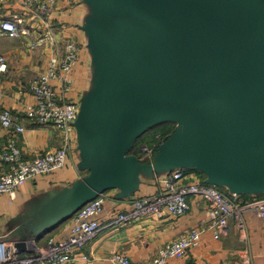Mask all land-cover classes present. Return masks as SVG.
Here are the masks:
<instances>
[{
	"label": "water",
	"instance_id": "1",
	"mask_svg": "<svg viewBox=\"0 0 264 264\" xmlns=\"http://www.w3.org/2000/svg\"><path fill=\"white\" fill-rule=\"evenodd\" d=\"M86 2L95 82L74 126L88 172L34 214L37 230L153 172L190 168L231 193H264V0ZM164 122L174 128L139 160L136 139Z\"/></svg>",
	"mask_w": 264,
	"mask_h": 264
},
{
	"label": "crops",
	"instance_id": "2",
	"mask_svg": "<svg viewBox=\"0 0 264 264\" xmlns=\"http://www.w3.org/2000/svg\"><path fill=\"white\" fill-rule=\"evenodd\" d=\"M0 14L19 17L26 29L18 36L0 35V54L7 58V71L0 77V112L9 111L14 121L24 128L15 132L0 125V148L14 138L22 157L29 160L61 144L60 136L52 128L26 118L24 106L34 101L29 89L31 80L47 68L53 54L61 56L67 41L76 42L79 52L71 73L73 84L65 93V99L79 101L94 86L92 52L84 29L92 8L86 0H56L48 15L40 17L26 12L19 0H6L0 6ZM7 168L8 164L0 161V174ZM184 171L192 174L196 181L205 183L202 173L190 168ZM87 172L82 167L78 150L73 148L62 168L27 178L16 190L14 199L10 200L8 194L1 193L0 237L14 246L23 242L24 249L17 250L20 256L34 253L35 248L43 246L50 236L65 237L70 218L42 232L37 230L33 216L43 209L53 193L80 180ZM164 174L140 175L128 196L116 188L102 193L105 203L98 216L100 228L67 264H114L109 258L114 252L125 254L133 264H150L160 246L177 239L192 227L202 231L199 245L183 257L169 259L166 264H264L263 218L253 212H244L239 218L231 217L219 236L214 238L207 202L192 194L188 196L189 210L182 216H144L116 226L110 223L115 212L129 208L132 198L160 191L159 179ZM81 254L87 259H80Z\"/></svg>",
	"mask_w": 264,
	"mask_h": 264
},
{
	"label": "built area",
	"instance_id": "3",
	"mask_svg": "<svg viewBox=\"0 0 264 264\" xmlns=\"http://www.w3.org/2000/svg\"><path fill=\"white\" fill-rule=\"evenodd\" d=\"M6 0H0V6ZM26 12L43 17L53 9L56 0H19ZM26 29L17 16L5 17L0 14V35L18 36ZM79 46L74 41L64 44L61 56L52 55L47 68L34 77L29 89L34 101L24 106L26 118L33 123L47 125L61 138L60 146L46 150L34 158L26 160L14 138L0 148V161L8 168L0 174V194L6 193L14 199L18 187L29 177L49 174L64 166L68 153L77 146L74 122L79 111V101L65 99L73 84L72 70L78 59ZM7 71V58L0 54V77ZM57 83V84H56ZM0 125L10 127L15 132L23 131L9 111L0 112ZM165 137V136H164ZM160 132H155L149 142L139 145V150L148 161L152 159L155 146L163 140ZM185 169H174L160 177V191L146 196L134 197L128 209L112 215L111 224H125L144 216H182L189 210L188 196L194 195L207 202V212L213 236L217 238L226 227L229 218H239L244 212H253L264 219V197H253L241 201L237 194L223 192L218 186L196 181ZM105 196L99 194L85 203L70 218L68 234L62 238L50 236L45 244L36 247L34 253L18 255L15 246L0 237V264H67L74 259L82 247L97 234L100 224L98 216L104 209ZM201 229L192 227L177 239L160 246L150 264H166L171 258L185 256L199 245ZM79 258L86 260L85 254ZM114 264H133L128 256L112 253L109 256Z\"/></svg>",
	"mask_w": 264,
	"mask_h": 264
},
{
	"label": "trees",
	"instance_id": "4",
	"mask_svg": "<svg viewBox=\"0 0 264 264\" xmlns=\"http://www.w3.org/2000/svg\"><path fill=\"white\" fill-rule=\"evenodd\" d=\"M173 128H174V125L170 122L164 123L160 127L158 126V127L152 128L147 133L142 134L140 137H138L136 139V142H135V144H134V146L130 152L135 154L139 158V160H141L143 162H147V160L144 158L143 153L139 150V145L146 140H147V142H149L151 140L150 138L152 137V135L155 132H160L161 136L164 137V136H167L172 131ZM218 187L223 192H228L225 187H223V186H218ZM260 196H264V193L255 194V195H252V194H240V195H238V197L241 201H244V200H247V199H250L253 197H260Z\"/></svg>",
	"mask_w": 264,
	"mask_h": 264
},
{
	"label": "rangeland",
	"instance_id": "5",
	"mask_svg": "<svg viewBox=\"0 0 264 264\" xmlns=\"http://www.w3.org/2000/svg\"><path fill=\"white\" fill-rule=\"evenodd\" d=\"M164 123H167V122H164ZM164 123H161V124H159V125H156V126H154V127H152V128H155V127H158V126L160 127V126H162ZM152 128L148 129L145 133H147V132H148L149 130H151ZM145 133H144V134H145ZM253 195H255V194H253Z\"/></svg>",
	"mask_w": 264,
	"mask_h": 264
}]
</instances>
